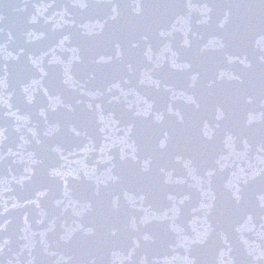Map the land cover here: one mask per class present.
<instances>
[{"label": "water", "instance_id": "water-1", "mask_svg": "<svg viewBox=\"0 0 264 264\" xmlns=\"http://www.w3.org/2000/svg\"><path fill=\"white\" fill-rule=\"evenodd\" d=\"M0 264H260L246 0H0Z\"/></svg>", "mask_w": 264, "mask_h": 264}]
</instances>
